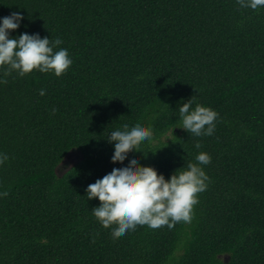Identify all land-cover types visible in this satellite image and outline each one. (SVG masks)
<instances>
[{"label":"trees","instance_id":"obj_1","mask_svg":"<svg viewBox=\"0 0 264 264\" xmlns=\"http://www.w3.org/2000/svg\"><path fill=\"white\" fill-rule=\"evenodd\" d=\"M13 12L24 19L10 35L60 38L73 63L59 77L13 72L0 84V264H264V8L0 0V17ZM192 96L218 113L211 136L176 127ZM125 120L152 128L136 154L166 179L210 155L190 223L114 236L93 215L88 184L135 151L111 158L108 132Z\"/></svg>","mask_w":264,"mask_h":264},{"label":"clouds","instance_id":"obj_2","mask_svg":"<svg viewBox=\"0 0 264 264\" xmlns=\"http://www.w3.org/2000/svg\"><path fill=\"white\" fill-rule=\"evenodd\" d=\"M236 2L241 8H264V0ZM23 19L20 12L0 17V84L6 83L4 77L13 72L23 77L35 70L59 77L73 63L68 50L59 47L63 43L60 38L50 41L48 36L42 38L38 33L26 32L10 35V30L18 29ZM39 94L45 95V90L41 89ZM55 111L52 110L53 114ZM179 115L181 123L176 127L196 137L211 136L218 117L215 110L196 103L193 96L181 104ZM152 137V128L139 120L131 124L125 120L122 126L110 130L107 139L113 142L114 161H123L129 149L135 151L127 162L114 163L85 190L88 200L99 199L100 203L92 208L93 215L105 226L113 224L114 236L135 230L138 225L152 229L166 225L171 229L180 221L190 223L193 207L198 203L197 194L207 188L209 177L202 166L209 164L211 157L205 152H199L195 163L188 162L186 167L179 168L182 171L175 170L167 179L153 166L142 164L136 154L140 151L137 145ZM195 147L199 149L200 143ZM8 159L6 153L0 152V165ZM6 195L7 192H0V197Z\"/></svg>","mask_w":264,"mask_h":264},{"label":"rangeland","instance_id":"obj_3","mask_svg":"<svg viewBox=\"0 0 264 264\" xmlns=\"http://www.w3.org/2000/svg\"><path fill=\"white\" fill-rule=\"evenodd\" d=\"M81 155L78 151H73L71 152L67 158L68 160V166L67 167H70L72 165H74L79 159H80ZM63 171V169H62ZM62 171H60V173H62ZM226 260L228 259V256H223Z\"/></svg>","mask_w":264,"mask_h":264},{"label":"water","instance_id":"obj_4","mask_svg":"<svg viewBox=\"0 0 264 264\" xmlns=\"http://www.w3.org/2000/svg\"><path fill=\"white\" fill-rule=\"evenodd\" d=\"M68 155H67V157H68ZM66 166H68V160H67V158L57 168L58 172L60 173V171H62L63 168H66Z\"/></svg>","mask_w":264,"mask_h":264}]
</instances>
